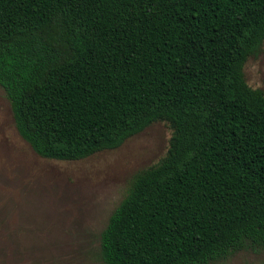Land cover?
<instances>
[{"label":"trees","instance_id":"16d2710c","mask_svg":"<svg viewBox=\"0 0 264 264\" xmlns=\"http://www.w3.org/2000/svg\"><path fill=\"white\" fill-rule=\"evenodd\" d=\"M263 44L264 0H0V86L37 155L172 131L102 232L105 264L264 252V93L245 77Z\"/></svg>","mask_w":264,"mask_h":264},{"label":"rangeland","instance_id":"374dc122","mask_svg":"<svg viewBox=\"0 0 264 264\" xmlns=\"http://www.w3.org/2000/svg\"><path fill=\"white\" fill-rule=\"evenodd\" d=\"M264 93V44L245 67ZM172 131L156 123L117 150L81 161L37 155L17 131L0 86V264H105L101 234L135 176L162 160ZM213 264H264L245 250Z\"/></svg>","mask_w":264,"mask_h":264}]
</instances>
